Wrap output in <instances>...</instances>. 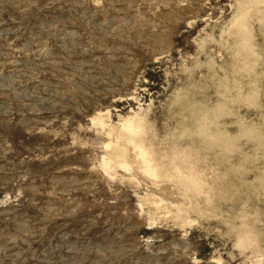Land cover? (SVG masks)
Here are the masks:
<instances>
[{"label":"rangeland","instance_id":"rangeland-1","mask_svg":"<svg viewBox=\"0 0 264 264\" xmlns=\"http://www.w3.org/2000/svg\"><path fill=\"white\" fill-rule=\"evenodd\" d=\"M0 264H264V0H0Z\"/></svg>","mask_w":264,"mask_h":264}]
</instances>
